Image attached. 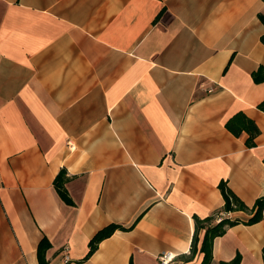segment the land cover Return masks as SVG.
<instances>
[{
  "label": "crops",
  "instance_id": "0c3cea01",
  "mask_svg": "<svg viewBox=\"0 0 264 264\" xmlns=\"http://www.w3.org/2000/svg\"><path fill=\"white\" fill-rule=\"evenodd\" d=\"M262 0H0V264H264ZM243 113L255 144L226 121ZM63 171L66 204L54 182ZM121 225L84 260L101 229ZM48 240L44 263L38 257ZM68 258L65 263V258Z\"/></svg>",
  "mask_w": 264,
  "mask_h": 264
},
{
  "label": "trees",
  "instance_id": "16d2710c",
  "mask_svg": "<svg viewBox=\"0 0 264 264\" xmlns=\"http://www.w3.org/2000/svg\"><path fill=\"white\" fill-rule=\"evenodd\" d=\"M264 2V0H262ZM259 19L264 24V12L259 14ZM262 38V42L264 43V38ZM226 128L230 131L234 136H240L243 132H246L248 138L246 140V144L248 147H252L255 144V139L259 134V129L254 121L247 118L243 113H237L233 117H231L228 121H226ZM63 171H61L55 179L54 186L59 194V197L68 204L71 205L72 201L67 197V192L64 186L65 178L62 180ZM64 177V176H63ZM219 188L222 192L224 198V211L232 212V211H245L252 212V217L245 222L247 225L255 224L261 221L263 210H264V197L258 199L253 207V210L248 209L242 202L238 199V197L228 188L227 185L221 183ZM219 215V214H218ZM216 215V217H218ZM211 217L204 221H200L198 219L195 220V233L192 239L190 254L193 255L196 252V246L198 242V233L199 230L204 229L205 233L201 242V246L199 252L203 255V259L200 264H212V245L213 241L216 237L222 236L228 227L239 224L241 221L236 220H228L221 219L219 223H216V218ZM116 230H125L121 225L111 224L101 230H99L93 238L89 241L87 254L84 260H87L97 249L98 244L110 237ZM49 247L48 240L43 238L38 247V257L41 263H44V251ZM240 257H235L230 262H220L219 264H240ZM263 261H264V250H263Z\"/></svg>",
  "mask_w": 264,
  "mask_h": 264
},
{
  "label": "built area",
  "instance_id": "2783aa9c",
  "mask_svg": "<svg viewBox=\"0 0 264 264\" xmlns=\"http://www.w3.org/2000/svg\"><path fill=\"white\" fill-rule=\"evenodd\" d=\"M222 215H218V217H216V223H219L222 219ZM177 254L173 251H164L162 252L159 256H158V262L159 264H174L176 258H177ZM68 258H65V263H67Z\"/></svg>",
  "mask_w": 264,
  "mask_h": 264
}]
</instances>
